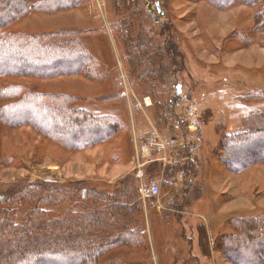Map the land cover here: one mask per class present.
<instances>
[{
    "label": "rangeland",
    "instance_id": "1",
    "mask_svg": "<svg viewBox=\"0 0 264 264\" xmlns=\"http://www.w3.org/2000/svg\"><path fill=\"white\" fill-rule=\"evenodd\" d=\"M259 12V3L220 9L204 0H87L70 10L32 11L14 24L13 33L27 36L72 33L64 37L80 41L95 69L55 78L8 76L0 78V91L22 85L71 96L76 108L113 115L120 126L105 143L67 151L30 126L0 121V195L11 187L17 192L0 202V224L58 222L67 231L90 216L108 215L112 225L93 235L112 241L126 221L112 219L114 207L139 202L142 209L127 225L144 242L116 247L100 264H232L218 247L233 233L229 222L264 219V163L232 173L218 159L222 135L264 113ZM128 41L133 45L125 47ZM171 42L177 51H170ZM127 49L141 59L135 75ZM152 53L160 54L157 66L148 59ZM17 99L0 97V108ZM150 128L166 141L173 163L135 179L130 170L144 169L153 157L136 147L144 140L139 131ZM153 183L160 185L159 196H143L141 186ZM50 195L57 201L43 200Z\"/></svg>",
    "mask_w": 264,
    "mask_h": 264
},
{
    "label": "trees",
    "instance_id": "2",
    "mask_svg": "<svg viewBox=\"0 0 264 264\" xmlns=\"http://www.w3.org/2000/svg\"><path fill=\"white\" fill-rule=\"evenodd\" d=\"M85 1L87 0H0V78H55L77 73L92 75L95 69L92 55L79 40H67L64 37L71 36L72 33L27 36L11 31L14 24L32 11L70 10L83 5ZM204 1L220 9L237 3L248 6L259 3L258 18L261 13L262 18H257V28L264 29V0ZM132 45L128 41L125 47ZM175 46L173 42L170 43L171 52L177 51ZM130 50L132 49H127V55L131 73L135 75L142 67L139 65L141 59L135 51L130 55ZM153 50L147 49L148 52ZM159 55L150 54L148 59L152 60L151 64L157 66L156 59ZM144 70L149 71V67ZM0 97L18 98L0 108L2 123L10 127L30 126L67 151H80L105 143L119 130L120 120L115 116H98L76 108L71 102L74 100L71 96L41 94L26 86L12 85L2 89ZM257 116V113L247 116L243 121L245 128L241 131L222 135L218 159L229 172L240 173L256 163H264V113L260 118ZM182 148L184 150L185 146ZM171 165L163 167L160 162L147 164L143 170L144 177L149 178L152 171L170 169ZM136 175L133 170L130 177L137 179ZM31 188L42 186L32 184ZM16 193L15 187L9 188L0 195V202H5V197ZM48 199L50 202L57 201L51 195L43 200ZM118 205L114 207L115 218L110 216L119 221L125 219V229L112 241L93 235L97 230L105 233L106 227L112 225L113 222L107 219L108 215L102 218L99 215L90 216L74 223L67 231L60 229L61 223L58 222L43 225L40 221H30L29 224L35 227L23 225L18 228L8 220L4 221L0 224V264H100V257L116 247L140 245L139 243L144 242L142 235L128 227L127 221H132L139 214L141 203L125 202ZM229 225L233 233L223 236L218 243L224 257L232 264H264V219H234ZM111 264L126 263L117 261Z\"/></svg>",
    "mask_w": 264,
    "mask_h": 264
},
{
    "label": "built area",
    "instance_id": "3",
    "mask_svg": "<svg viewBox=\"0 0 264 264\" xmlns=\"http://www.w3.org/2000/svg\"><path fill=\"white\" fill-rule=\"evenodd\" d=\"M143 103L146 106H151L152 100L150 99V97H145ZM139 132V134L144 137V140L142 141L141 145L136 142V144L138 145L136 147L144 155L146 152H149L150 155L153 156L150 157L151 159L147 161V164L160 162L163 167H166L167 165L173 163L172 159L169 157L170 155L168 154V145L157 129L150 128L149 130H146L144 132L142 130H140ZM136 140H138L137 136ZM143 170V167L134 169V171H136L137 178H140L141 180L144 178ZM141 192L143 196L147 195L151 197H158L159 193H161V188L157 183H153L147 187L142 185Z\"/></svg>",
    "mask_w": 264,
    "mask_h": 264
},
{
    "label": "water",
    "instance_id": "4",
    "mask_svg": "<svg viewBox=\"0 0 264 264\" xmlns=\"http://www.w3.org/2000/svg\"><path fill=\"white\" fill-rule=\"evenodd\" d=\"M157 8H158L157 11L159 12V14L162 15L163 12L161 11L159 4H157ZM153 17L156 18L155 15H153ZM181 93H182V86L179 84V85L176 86V95L179 96V94H181Z\"/></svg>",
    "mask_w": 264,
    "mask_h": 264
},
{
    "label": "crops",
    "instance_id": "5",
    "mask_svg": "<svg viewBox=\"0 0 264 264\" xmlns=\"http://www.w3.org/2000/svg\"><path fill=\"white\" fill-rule=\"evenodd\" d=\"M192 126L190 125V127L189 128H191ZM130 172H133V168L130 170Z\"/></svg>",
    "mask_w": 264,
    "mask_h": 264
}]
</instances>
